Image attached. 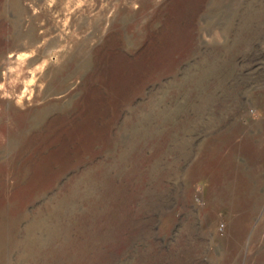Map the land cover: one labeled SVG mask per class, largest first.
I'll return each instance as SVG.
<instances>
[{"label": "rangeland", "instance_id": "374dc122", "mask_svg": "<svg viewBox=\"0 0 264 264\" xmlns=\"http://www.w3.org/2000/svg\"><path fill=\"white\" fill-rule=\"evenodd\" d=\"M0 264H264V0H0Z\"/></svg>", "mask_w": 264, "mask_h": 264}]
</instances>
